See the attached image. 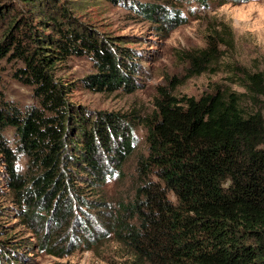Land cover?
<instances>
[{
    "label": "trees",
    "instance_id": "1",
    "mask_svg": "<svg viewBox=\"0 0 264 264\" xmlns=\"http://www.w3.org/2000/svg\"><path fill=\"white\" fill-rule=\"evenodd\" d=\"M22 1L24 14L14 12L13 1L0 0V65L14 61V76L33 88L37 104L23 111L0 93V179L26 207L24 219L39 229L52 228L53 220V227H63L71 219L73 192L78 201L84 200V189L101 192L110 167L122 171L136 155L140 184L106 220L131 251L132 264H264V108L248 110L246 94L231 89L200 98L167 94L147 123V153H137L125 115L73 104V83L58 70L70 57H91L98 72L82 79L85 87L132 93L138 88L141 52L127 45L129 40L116 42L77 24L57 0ZM135 9L154 20L162 8ZM178 13L169 19L179 20ZM216 49L212 44L192 57L195 75L214 65ZM233 68L241 77L237 83L259 101L264 74ZM8 127L16 130V149L4 134ZM16 152L28 159V175L18 172ZM44 211L53 212L50 220ZM8 235L0 231V259L11 261L21 245ZM50 237L43 236L44 248L65 251Z\"/></svg>",
    "mask_w": 264,
    "mask_h": 264
},
{
    "label": "rangeland",
    "instance_id": "2",
    "mask_svg": "<svg viewBox=\"0 0 264 264\" xmlns=\"http://www.w3.org/2000/svg\"><path fill=\"white\" fill-rule=\"evenodd\" d=\"M11 1L14 12L27 13L22 0ZM57 3L69 10L77 24L97 28L116 42L129 40L127 45L141 52L142 59H136L140 72L136 75L138 88L132 93L101 92L85 87L82 79L98 72L97 62L91 57H70L58 70L59 77L73 83L69 92L73 104L91 112L125 115L130 133L135 137L133 151L147 153V123L157 112L159 100L167 94L200 98L218 88L231 89L246 94L244 103L248 110L264 108V96L255 101L251 92L237 83L240 76L233 73V65H239L253 74H264V0L239 4L217 0L206 4L197 0H57ZM150 4L162 8L154 20L135 9V6ZM177 13L179 20L169 19L168 16ZM46 32L50 33L51 29ZM211 42L217 46L214 65L195 75L192 57L209 49ZM14 70V61H2L0 93L24 111L36 105L37 99L33 88L14 76ZM4 134L16 149L15 128H6ZM16 153L18 172L28 175V159ZM136 159V155L131 156L122 171L112 165L101 192L84 189L83 201L75 200L73 192L71 219L63 227H53L54 220L52 228L45 229L27 222L21 211L26 207L14 201V190L1 178L0 209L5 207V211L0 212V231L8 232L9 240L17 241L21 248L15 250L17 258L0 259V264H132L131 251L119 241L112 231L113 224L109 225L106 220L122 210V205L133 197L140 184L135 171ZM104 201L106 204L102 205ZM44 213L50 220L53 212ZM47 233L55 248L63 246L65 251L59 254L44 248L41 240Z\"/></svg>",
    "mask_w": 264,
    "mask_h": 264
}]
</instances>
